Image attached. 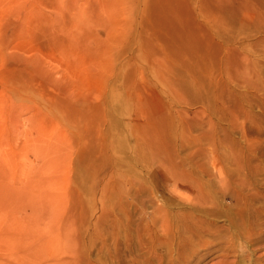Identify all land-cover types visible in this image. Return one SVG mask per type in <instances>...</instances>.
Here are the masks:
<instances>
[{
	"label": "rangeland",
	"instance_id": "rangeland-1",
	"mask_svg": "<svg viewBox=\"0 0 264 264\" xmlns=\"http://www.w3.org/2000/svg\"><path fill=\"white\" fill-rule=\"evenodd\" d=\"M0 264H264V0H0Z\"/></svg>",
	"mask_w": 264,
	"mask_h": 264
}]
</instances>
